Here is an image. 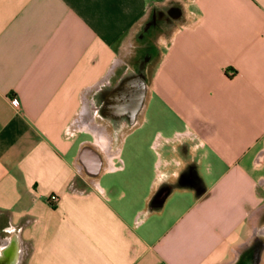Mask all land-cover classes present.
<instances>
[{"label": "crops", "instance_id": "0c3cea01", "mask_svg": "<svg viewBox=\"0 0 264 264\" xmlns=\"http://www.w3.org/2000/svg\"><path fill=\"white\" fill-rule=\"evenodd\" d=\"M142 37L117 131L99 103ZM0 259L264 264V0H0Z\"/></svg>", "mask_w": 264, "mask_h": 264}, {"label": "flooded vegetation", "instance_id": "af4514ba", "mask_svg": "<svg viewBox=\"0 0 264 264\" xmlns=\"http://www.w3.org/2000/svg\"><path fill=\"white\" fill-rule=\"evenodd\" d=\"M138 49H145L144 37ZM146 56L148 55H145V60L142 59L130 67L118 69L113 76V85L106 86L102 93L99 113L117 131L134 125L142 113L149 82L145 73Z\"/></svg>", "mask_w": 264, "mask_h": 264}, {"label": "rangeland", "instance_id": "374dc122", "mask_svg": "<svg viewBox=\"0 0 264 264\" xmlns=\"http://www.w3.org/2000/svg\"><path fill=\"white\" fill-rule=\"evenodd\" d=\"M135 52L136 53L134 54V59L132 60L134 62H132V64L139 62L142 59L145 60V55H148V57L146 56L147 59L145 61L146 62L145 73L147 74V77L150 80L151 72L155 66V62L157 61L155 49H148V50L147 49L146 50L145 49H135ZM146 52H148V53H146ZM145 126L146 127H144V128H147L148 124ZM129 141H133V140L130 139ZM126 143H128V140Z\"/></svg>", "mask_w": 264, "mask_h": 264}, {"label": "water", "instance_id": "95a60500", "mask_svg": "<svg viewBox=\"0 0 264 264\" xmlns=\"http://www.w3.org/2000/svg\"><path fill=\"white\" fill-rule=\"evenodd\" d=\"M6 256H9L10 259L15 258V254H13L12 252H6ZM3 259H0V264H3Z\"/></svg>", "mask_w": 264, "mask_h": 264}, {"label": "built area", "instance_id": "2783aa9c", "mask_svg": "<svg viewBox=\"0 0 264 264\" xmlns=\"http://www.w3.org/2000/svg\"><path fill=\"white\" fill-rule=\"evenodd\" d=\"M12 103H13V105H14L15 107H18V102H17L16 99H13V100H12ZM50 198H51L52 200H55V199H56L55 195H52Z\"/></svg>", "mask_w": 264, "mask_h": 264}]
</instances>
